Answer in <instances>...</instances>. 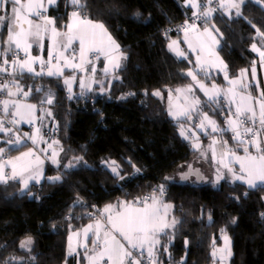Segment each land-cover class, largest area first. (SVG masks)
Masks as SVG:
<instances>
[{"label": "trees", "instance_id": "trees-1", "mask_svg": "<svg viewBox=\"0 0 264 264\" xmlns=\"http://www.w3.org/2000/svg\"><path fill=\"white\" fill-rule=\"evenodd\" d=\"M185 1L83 0L87 8L81 16L104 24L127 57L117 72L119 79L107 93L73 100L63 80L25 76L22 83L25 89L31 87L32 100L39 101L47 90L56 92L52 116L59 132L52 139L63 151L60 166L48 165L46 173L51 176L59 170L63 179L32 185L25 194H21L19 181L0 184V264H77L68 257V237L96 218L93 205L100 210L122 199L134 202L161 184L165 186L161 198L172 205V217L179 221L175 229L166 230L171 238L160 236L158 259L163 264H181L182 260L183 264H219L212 253L214 247L224 245L222 228L232 241L229 264H264V191L226 180L218 187L212 181L178 183V173L200 157L179 134L180 121L172 119L167 110L168 92L193 83L186 72L195 69L194 57L177 58L168 48L173 39L183 43L184 34L168 29L192 14ZM259 1L246 0L240 8L242 16L218 10L210 21L222 33L218 54L230 78L253 62L258 64L251 46L261 44L256 28L264 32V0ZM74 10L69 0H59L50 15L63 29ZM157 90L160 96L153 95ZM121 96L126 98L121 100ZM209 103L204 102V110L223 124L221 114L226 109L221 104L208 107ZM222 136L237 144L229 133ZM80 156L89 167L81 162L65 169L64 165ZM102 160L116 161L124 179L114 177ZM166 176L175 180H165ZM246 190L247 197L243 195ZM77 197L82 203H75ZM28 236L33 239L31 250L20 247Z\"/></svg>", "mask_w": 264, "mask_h": 264}, {"label": "snow or ice", "instance_id": "snow-or-ice-1", "mask_svg": "<svg viewBox=\"0 0 264 264\" xmlns=\"http://www.w3.org/2000/svg\"><path fill=\"white\" fill-rule=\"evenodd\" d=\"M70 4L74 6L76 10L71 13V22L64 25L66 30L60 31L57 29V18L49 17L45 15L48 6L57 5V0H27L22 3V0H0V10L6 11V5H11V16H5L0 14V25L6 28V39H0V44H6V48H0V73H7L12 77L11 80H5L0 77V93H3L6 97H13L17 94H22L27 97L31 94V87L27 91L21 86L20 80L27 74L30 77L47 75V76H63L64 68H70L73 70V74L65 77L63 82L67 86L69 92V99H72V85L76 82L77 77L75 71H86V65L91 64L89 54L99 59L103 56L107 60V65L103 69L105 74L109 72H116L122 67L121 61L127 57L120 51V45L112 38L108 33L104 24L93 23L91 20L81 17V12L87 8L86 3L83 0H69ZM259 2V0H258ZM218 8L224 9L226 12L232 8L236 9V16H242L240 10L244 0H217ZM188 4L191 8L198 9L193 15L198 19H203L204 27L202 31H197V25L195 23L185 24L181 26L182 31L185 33V42L188 45V49L196 54V68L204 72L207 77V67L216 66L219 67L224 73V78L228 80L230 85L227 89L218 87L215 83H212L210 88L205 83L201 82L197 77V72L188 70L186 75L191 77L194 83H189L183 88H176L175 92L183 95L184 105H173L171 100L169 101L168 113L174 120L180 121L181 118L186 120H193L192 113H197L199 123L195 127L201 131L207 133L210 128L212 133H224L231 131V139L235 140L238 147H242L244 155H238L237 152L228 146L227 140L219 141L221 151L219 158L217 159V139L214 137L212 143L208 146L212 153V159L217 161L220 167L216 169L215 183H219L221 180H226L231 184L239 182L242 185H246L249 190L264 191V91L259 93V96H253L250 89V83L247 81L248 69H241L240 75L237 78L229 79L227 65L224 64L219 56L213 49L207 47L206 42L201 39L207 37L211 40L212 44H219V40L213 34L219 33V29L215 24H210L212 14L218 9L212 7L213 0H206V3L202 4L198 0H188ZM137 17L140 13H135ZM36 17L40 22L33 19ZM5 21L7 23L5 24ZM251 24V21H249ZM210 25V26H209ZM253 28H256L255 24H251ZM192 31L196 37L195 41L189 39L188 33ZM256 32L259 36L264 37V32H261L259 28H256ZM48 35L50 40V47L48 50L47 60L42 56H33L31 49L33 45L38 46L43 50L44 36ZM222 36V33L220 34ZM73 44H78V60L77 54L74 50L71 57L65 56V52L72 48ZM261 45L264 47V39L261 40ZM168 48L172 51L177 58L188 59L187 53L179 47V42L173 40ZM252 50L259 53L260 62L264 65V50L258 48L254 43L252 44ZM23 56H20V53ZM11 53V58L8 54ZM215 56L219 61L217 65L215 61L210 57ZM55 61V63H53ZM11 66V71L9 67ZM35 65H39V71ZM95 67L93 66L91 72L95 74ZM251 75L253 80L256 77L255 62L251 68ZM119 79V76H115ZM100 83L90 78L89 83H85L83 78L79 81L81 89L87 88L91 91V83ZM237 86L242 88L243 93L237 91ZM199 88L200 91L208 97L210 102L207 106L211 107V104L220 105V97L224 99L231 106L235 104V111L231 112L229 118L226 120L227 128L221 127L215 119H212L207 111H204L200 105L201 100L194 95V88ZM257 87H259L257 83ZM13 88L15 91H13ZM36 91H41L37 88ZM101 91H104L101 88ZM171 91V90H170ZM83 93H81L82 95ZM127 95H134V93H128ZM153 95L160 96L159 90L153 92ZM237 97L239 99L237 100ZM125 96L119 97V99H125ZM179 98V97H178ZM41 103L52 104L53 94L49 91L45 100ZM15 109V111H9V106ZM3 112L5 115H11L13 117L19 116L21 119H25V116L21 114L20 109L27 110V119L29 123H32L33 116L36 110V105L24 104L21 105L18 101H12L10 99L0 100ZM258 107V111H257ZM46 114L51 116V111H47ZM42 120L43 117H40ZM9 123H18L16 119H12ZM257 125L259 127H257ZM0 132L8 134L12 132L11 128L5 127L4 120L0 119ZM189 133H191L192 147L199 150L201 144L199 137L191 128L185 129L183 123L179 124V134L184 139H189ZM24 136L30 139L33 145L37 148L41 142L48 143L43 140L40 135V128L35 129V134L29 135L24 133ZM10 145H18L21 143V137L16 136L15 140L9 139L7 141ZM58 141H52L48 143V148L52 149L53 144H58ZM250 148L255 149V153L250 151ZM40 151L47 152L45 149ZM60 151H63L61 148ZM5 152L4 148H0V157ZM204 155V153H201ZM58 152L53 149L51 153V160L53 164L58 167L59 161L56 159ZM83 162L84 167H89L84 158L74 157L73 161L64 165L65 169H71L76 167V164ZM102 164H106L111 169V173L118 179H124L121 175L120 165L112 161H101ZM131 163V161H129ZM238 164L239 168L236 169L232 165ZM43 161L40 156L33 149L22 153L20 156L14 159H8L4 163H0V184H7L10 180L19 179L23 183L24 188L21 190V194L30 192L29 182H40L43 177ZM135 167V165H132ZM10 168L9 172L5 171V168ZM221 167L227 170V175L221 171ZM183 168V166H181ZM139 172L140 169L136 168ZM181 181H188L190 177L195 176L197 180L204 181L206 178L200 172L199 169H193L190 165L187 171H181L178 173ZM52 182L61 181L62 175L46 178ZM165 180H175V177L164 178ZM211 182V181H209ZM165 192V186L159 185L157 189L149 196L138 198L135 202H121L119 205L108 204L103 210H98L93 224H88L80 231H74L72 236L69 237V249L68 255H79L77 247H83L85 249V258L88 264H162L158 260L157 246L161 244L160 235L169 236L167 229H175V226L179 221L173 218L171 221L167 219L168 210L172 207L170 204H161L160 197ZM158 193V194H157ZM243 195L247 197L248 191L246 190ZM231 199L239 200V196H232ZM150 201V202H149ZM76 204L82 203V199L77 197ZM139 205V206H138ZM163 208V212L161 211ZM71 212V209L69 210ZM89 213V216H92ZM264 217V213H261ZM71 218V217H69ZM211 221V215L208 216ZM232 223H235L233 218ZM221 234L224 240V248L216 249L214 247L212 255L215 257L218 252L226 253L227 256H231L230 239L225 231L221 229ZM83 234L84 243L73 245L72 241L75 237H79ZM91 234V235H90ZM91 241V254H89L88 241ZM187 244V241H185ZM33 239L31 236L26 237L20 242L21 248H27L31 250ZM164 251H167L165 247ZM224 256H221V260ZM183 264V260L181 261Z\"/></svg>", "mask_w": 264, "mask_h": 264}, {"label": "crops", "instance_id": "crops-1", "mask_svg": "<svg viewBox=\"0 0 264 264\" xmlns=\"http://www.w3.org/2000/svg\"><path fill=\"white\" fill-rule=\"evenodd\" d=\"M25 2H27V0H22V3H25ZM58 2H59V0H57V4H58ZM236 2L239 3V0H236ZM185 6L187 8H191L189 6V4H188V0L185 1ZM5 7H6L7 10L6 11L0 10V14L5 15V16H11L12 15V13H11V5H6ZM46 7H47L48 10L45 13V15H47L49 17H53V16L50 15V10L52 8L56 7V5L55 6H48L46 4ZM216 8L218 10H223L227 15L230 12H231L230 13V15H231L234 12V10L236 12V9H230L229 11L226 12L224 9H219L218 5L216 6ZM191 9L193 10V12H195L197 10V9H194V8H191ZM71 13H70L69 20H68L67 23L71 22ZM214 14H215V12L212 14V18L214 16ZM81 17L85 18L84 16H81ZM33 19L36 20L37 22H40L39 19L36 18V17H33ZM6 23H7V21H5V24ZM57 29L60 30V31L66 30L65 28L60 29L58 27H57ZM202 30H203L202 27L197 29V31H202ZM6 34H7L6 33V28L3 25H0V39H6ZM213 34L216 36V39L219 40V44L213 45L211 40L209 38H207V37H202L201 39H203L206 42V45H207L208 48L213 49L215 51V53L219 56L218 48L220 46L222 36L220 35V32L219 33H215L214 32ZM188 37H189V39H191L193 41H195V39H196V37H195L193 32L192 33H188ZM259 37H260V42H261V40L264 39V37H261V36H259ZM182 41H183V43L180 45L182 47V50H184L187 53L189 58L192 57V56L194 57L195 69L193 71L197 72V77H198V79L201 80V82L205 83L207 86H209V88H210L212 83H215L218 87H220L222 89H227V88L230 87V85L228 83V80H226L224 78V73L221 74V72H223V71H221L219 69V67H216V66L207 67V72L211 73V76L209 78H206V76L204 75V72H202V71H200L199 69L196 68V54L191 52L188 49V45L185 42V34L183 35ZM255 44L257 45L258 48H261V50H264V47H262L261 44H259L257 42ZM43 45H44L43 50H41L38 46L33 45L32 49H31V54L33 56H42L45 60H47L48 50H49V47H50V40H49L48 35L44 36ZM6 47H7L6 44H0V48H6ZM74 50L76 51L77 60H78V58H79L78 57V44H73L72 48L69 49L67 52H65V56H68L70 58ZM251 50H252V46H251ZM120 51L122 52L121 46H120ZM254 54L258 58V64L255 65L256 77H255V80H253L252 75H251V68L252 67L245 68V69L249 70L246 82L250 83V89L249 90L252 92V95L253 96H259V93L261 91H264V65H262L261 62H260L259 53L258 52H254ZM11 55H12L11 53L8 54L9 58H11ZM20 56L21 57L23 56L22 52L20 53ZM89 59L92 61V63L86 65V69H87L86 71H83V72L75 71V75L77 77V80L72 85V93H71V95L73 97L72 98L73 100L87 98V97H90L91 94H104V93H107L109 91V89H110V86L115 81L118 80V79L115 78V76L117 75L118 70H116V72H109L108 74H105V72L103 71V69L105 68V66L108 63L107 60L103 56H100L99 59H96L94 55L89 54ZM210 59L215 61V63L217 65L219 64V61L216 60L215 56L210 57ZM219 59L223 61V59L220 56H219ZM122 61H121V64H122ZM0 62H2V57H0ZM53 63H55V61ZM224 64H225V62H224ZM93 66L96 69L94 77H93V74L91 72V69H92ZM8 67H9V71H11L12 70L11 66L9 65ZM35 67L37 68V71H39V65H35ZM72 74H73V70L72 69L64 68L63 76H59V77L58 76H47L45 74V75H41V76H35L33 78L49 77V78H58V79L64 80L65 77H68V76H70ZM219 75H221V77H222L221 79H219ZM239 75H240V73L238 74V76ZM25 76H28V75L26 74ZM238 76L233 77V78L232 77L230 78L229 76L228 77H229V79H234V78H237ZM0 77H2L5 80H11L12 79V77L9 76L7 73H0ZM81 78H83L85 80L86 84L90 82V78H93L95 81H99L100 83H95V82L91 83V89L92 90L88 91L87 88H85V89H81L80 88L79 81H80ZM23 79L20 80V83H21V86L24 88V90L27 91L28 89H25V86H24L25 84L22 83ZM257 83H258L259 87H257ZM66 88H67V86H66ZM101 88H103L104 91H101ZM13 91H15L14 88H13ZM49 91L53 94V103L52 104H47V103H43L42 104L41 101L45 100V98H46V96H47ZM67 91H68V89H67ZM237 91L243 93L244 90L237 86ZM81 93H83V94L81 95ZM170 93H172V97H171ZM31 94H32V91H31ZM31 94L28 95L27 97L23 96L22 94H17L16 96H13V97H10V98L7 97L6 99H10L12 101H18L21 105H24V104L36 105V110H35V113H34V116H33L32 123L28 122L27 110L24 109V108H21L20 109L21 114L25 116V119H21L19 116L15 117V119L18 121V123L14 124V128H13L14 131L11 132V133H8V134L0 132V148H4L5 149L4 154L8 153L9 154V159H14L17 156H20L22 153L29 151V149H33L34 151H36V153L40 156L41 160L43 161V165H42L43 177L40 179L39 183H36L35 181H30L29 182V188L32 185H39V184H41L44 181H50L49 179H46V178H50V176H48L47 173H46L47 166L50 165L53 168H58V166L56 164L52 163V160L50 158L53 149H55L58 152V156L56 157V159L58 161H59V157H60V149H59V146L57 144H53L52 149L48 148V143H51L52 141H56V140L50 139V138L46 137L45 134H44L46 129H49L52 124H55L53 116L52 115L48 116L46 114V112L47 111H51V113H52V107L54 106V104L56 102V92L54 90H51V89L45 91L44 94L41 96L39 101L35 100V99L32 100L31 99ZM69 95L70 94L68 92V96ZM175 95H177L175 90L174 91L172 90L171 92L170 91L168 92L167 110L169 109V101L171 100V102H172L173 97H175ZM194 95L196 97H199V99L201 100V104L203 106V110H204V102H209L208 101V97L204 94V92L200 91L199 88H194ZM238 99H239V97H237V100ZM220 100H221L222 107H224L226 109V111H228V112H234L235 111V104H232L230 106L229 103L222 96L220 97ZM172 103H174L175 105H177V104L184 105L185 102H184V99H180V98L178 99L177 98L176 101L172 102ZM9 111H15V109L12 108L11 104L9 106ZM257 111H258V107H257ZM207 112L211 116L210 112L209 111H207ZM192 115H193V113H192ZM40 117H43V119L41 120ZM170 117L172 118V116H170ZM211 117L213 119H215L213 116H211ZM184 121L187 122L188 120L184 119ZM218 124L221 127H223V128H227V125L225 126V125L221 124L220 122H218ZM36 128H40V131H41L40 134L43 137V140L48 142V143L41 142L39 144L38 148H37L36 145H33L32 141L30 139H28L27 137L24 136V133H28L29 135L34 134ZM203 132L204 131H201L200 133H201L203 139H205V141L207 143H209V145L212 143V140H210L211 138L213 139L215 137L218 140V143H217L216 146H217V149H219V151H221V147H220L219 141L223 140L222 139V137H223L222 135L224 133H229L232 136L231 131H226L224 133H212L211 129H210L208 131V134H206L205 132L203 133ZM17 135H19L21 137V143L20 144H18V145H10V144L7 143V141L9 139L14 141ZM233 141H235V140H233ZM188 142L192 146V141H188ZM228 146L233 148L237 152V154H240L241 156L244 155L242 147H238L237 144L234 145L233 142H231V143H228ZM40 149H45V150H47V152L45 153L43 151H40ZM195 150H197V149H195ZM197 151H199V150H197ZM250 151L255 153V149L254 148H250ZM0 163H4V162L1 161V157H0ZM212 165H213L212 159L210 161H208V157L201 156V155H200V157L197 159V161L195 163V166L202 168V171L204 172L206 177L209 178L210 181L212 180V178L210 176V173L212 174V170H211ZM232 166L235 167L236 169L239 168L238 164H233ZM5 171L9 172L10 168L6 167ZM56 171L57 172L54 174V176L53 175H51V176H53V177H55L57 175H62L63 176V174L59 170H56ZM14 181H19L20 182L19 179L14 180ZM21 185H22V188H24L23 183H21ZM121 202H130L131 203L133 201H128V200H123L122 199L118 203L113 204V205H119ZM103 208H101L100 210H103ZM161 211L163 212V208L162 207H161ZM171 211H172V209H171ZM170 212H168V214H167V219L169 221H170V219L172 217V213H170ZM94 219L91 220L88 224H93L94 223ZM87 225H85V226H87ZM80 230H77V231H80ZM167 230H169V229H167ZM73 232H71L69 234V237L72 236ZM69 237H68V249H69ZM72 243H73L74 246H76L77 244H82L83 243V234H81V236H79V237H75L73 239ZM88 245H89V254H90L91 253V248H92L90 240L88 241ZM158 246H157V248H158ZM77 252L79 253V255H75V254L74 255H68V257H72V258L76 259L77 260V264H88V261L85 258V249H83L82 247H77ZM232 253L233 252H231V254ZM232 257H233V255H232ZM232 257L228 256L229 261H230V259ZM158 260H160V259H158ZM219 264H220V262H219Z\"/></svg>", "mask_w": 264, "mask_h": 264}, {"label": "rangeland", "instance_id": "rangeland-1", "mask_svg": "<svg viewBox=\"0 0 264 264\" xmlns=\"http://www.w3.org/2000/svg\"><path fill=\"white\" fill-rule=\"evenodd\" d=\"M246 0H244V2H245ZM253 1H256V2H258V0H253ZM238 3V2H237ZM258 3H261L260 1L258 2ZM242 6V5H241ZM232 9H235V8H232ZM232 11V10H231ZM234 12H235V10H234ZM231 13V12H230ZM230 13H228V15H230ZM236 13V12H235ZM173 40H175V41H178L179 42V47L182 49V47L180 46L181 44H182V42L178 39V38H176V39H173ZM172 40V41H173ZM171 41V42H172ZM170 42V43H171ZM221 74H223V72H221ZM211 76V73H209L208 72V76L206 77V78H209ZM211 79V78H210ZM246 82V81H245ZM239 87V86H238ZM198 88V87H197ZM171 92V91H170ZM170 95H171V97H172V93H170ZM180 98V99H184V97H183V95H180V94H178L177 93V95H175V97H173V100H172V102H175L176 101V99L177 98ZM178 98V99H179ZM173 105H175L174 103H172ZM200 107L203 109V106H202V104L200 105ZM205 111H207V110H205ZM210 116V115H209ZM193 117H194V119L193 120H188L187 122L186 121H184V118H181V120H180V123H183L184 124V126H185V129L187 130V129H189V128H191L192 129V131H194L195 133H196V135L199 137V142H200V144H201V148L199 149V153H200V155L201 156H205V157H208V161H210L211 159H212V153H211V151L209 150V147H208V145H209V143H207L206 141H205V139H203V137H202V135H201V130L199 129V128H196L195 127V125L197 124V123H199V119H198V115H197V113L195 114V113H193ZM211 117V116H210ZM212 118V117H211ZM213 119V118H212ZM175 121H177V120H175ZM184 121V122H183ZM217 121V120H216ZM217 123H218V121H217ZM210 130V128L207 130V133L206 134H208V131ZM14 131V129L12 130V132ZM41 132V131H40ZM204 133V132H203ZM34 134H35V132H34ZM41 135V134H40ZM205 135V134H204ZM189 139H184V137H182L184 140H187V141H192V138H191V133H189ZM210 140H213L212 138L210 139ZM218 141V140H217ZM193 142V141H192ZM216 148H217V146H216ZM201 153H204V155H202ZM217 159L219 158V155H220V151H219V149H217ZM238 155H240V154H238ZM212 161H213V165H212V167H211V170H212V174L210 173V176H211V178H212V183L215 185V187H218V186H220V184H221V182L222 181H224V180H221V181H219V183H215V180H216V169H217V167H220L218 164H217V161L216 160H213L212 159ZM235 168V167H234ZM110 169V168H109ZM110 171H111V169H110ZM221 171L222 172H224L226 175H227V170L226 169H223L222 167H221ZM54 176V175H53ZM53 176H50V177H53ZM52 182V181H51ZM160 200H161V204H167L166 202H164L163 200H162V198L160 197ZM171 205V204H170ZM171 209H172V207L168 210V212H170L171 211ZM171 213V212H170ZM174 217H171V219H170V221L173 219ZM171 229V228H170ZM230 239V238H229ZM230 241H231V239H230ZM232 242V241H231ZM83 243H84V237H83ZM83 248V247H82ZM222 248H224V245L221 247V248H217V249H222ZM230 248H231V252H233L232 251V243H230ZM84 249V248H83ZM91 254V253H90ZM232 255H233V253L231 254V257H232ZM221 256H224V259L223 260H221ZM215 258H218L219 260V262H220V264H229V259H228V256L226 255V253H223V252H218L217 253V255L215 256Z\"/></svg>", "mask_w": 264, "mask_h": 264}, {"label": "built area", "instance_id": "built-area-1", "mask_svg": "<svg viewBox=\"0 0 264 264\" xmlns=\"http://www.w3.org/2000/svg\"><path fill=\"white\" fill-rule=\"evenodd\" d=\"M206 3V1L204 2ZM202 3V4H204ZM218 5L217 3V0H213V5L212 7H216ZM198 9L195 11L197 12ZM194 12H192V14L190 15V17L187 19V20H184L182 22H180L179 24H176V25H173L171 27H169L168 29V32L170 33H181V34H185L184 31L180 30L181 29V26H184L186 23L187 24H192V23H195L197 25V29L200 28V27H204V21L203 19H198L197 16H194L193 15ZM189 33H192V31L190 30ZM7 97L3 94V93H0V100L2 99H6ZM225 106V105H224ZM13 112V111H10V113ZM226 111H223L222 114H221V121L222 123L226 126V120L229 118V115L231 112H228L225 113ZM0 119H3L4 120V124H5V127L7 128H11L13 129L14 128V124L12 123H9L10 120L12 119H15V117L11 116V115H5V113L3 112V109H2V105H0ZM258 127V125H257ZM58 127L55 124H52L51 127L49 129H46L44 134L46 137L52 139V138H56L57 135H58ZM9 159V154L8 153H5L2 157H1V161L4 162L6 160ZM145 197V196H143ZM138 198H135L134 199V202L137 201ZM99 208L98 206L95 204L92 206V213L93 214H96L98 212ZM145 264H147V262H145ZM163 264V263H162ZM164 264H174L172 262H167V263H164Z\"/></svg>", "mask_w": 264, "mask_h": 264}, {"label": "water", "instance_id": "water-1", "mask_svg": "<svg viewBox=\"0 0 264 264\" xmlns=\"http://www.w3.org/2000/svg\"><path fill=\"white\" fill-rule=\"evenodd\" d=\"M190 166H191L193 169H199L200 172L205 176L206 179H205L204 181H200V180H197V178H196L195 176H192V177H190V179H189L188 181H181L180 178H179L178 183H180V184H185L186 182H190V181H192V182H195V183L201 184V183H206V182H209V181H210L209 178L206 177V175H205L204 172L202 171V168H201V167H197V166H195L194 163H191ZM187 170H188V169H187ZM187 170H185V171H187ZM170 182H173V180H171Z\"/></svg>", "mask_w": 264, "mask_h": 264}]
</instances>
